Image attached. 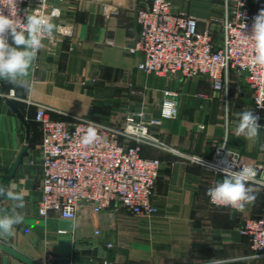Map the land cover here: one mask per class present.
Masks as SVG:
<instances>
[{"label": "crops", "instance_id": "1", "mask_svg": "<svg viewBox=\"0 0 264 264\" xmlns=\"http://www.w3.org/2000/svg\"><path fill=\"white\" fill-rule=\"evenodd\" d=\"M140 1L62 0L60 20L73 24V34L44 41L46 47L30 69L31 89L0 80V91L30 124L28 149L6 184L24 195V207L18 209L24 222L16 226L14 235L0 241L39 262L96 246L98 256L87 257L96 264H264V256L256 254L241 231L246 218L264 215V186H251L257 198L243 211L217 207L210 204L206 191L222 175L185 157L211 156L217 145L224 144L225 120L234 128L238 112L252 111L245 102L249 98L252 103L244 75L229 71L228 97L230 91L238 94V89L242 97L241 104H229L213 94L209 80L158 76L138 69L143 54L130 53L126 46L139 31L135 12ZM105 5L116 12L104 14ZM173 7L207 18L220 9V0H173ZM204 26L198 22V29ZM219 39L214 36L216 43ZM164 89L178 92V115L150 127L152 139L140 149L141 156L160 160L153 194L156 212L136 216L111 204L94 218L100 228L97 235L84 212L75 221L54 211L39 216L42 169L37 144L42 133L34 118L36 110L43 107L52 119L85 117L118 126L128 112L159 116ZM258 123L262 127L255 141L237 137L230 129L226 147L245 162L264 166V112ZM24 143L25 127L0 93V182ZM13 203L0 197V208L11 209ZM0 264L24 263L0 250Z\"/></svg>", "mask_w": 264, "mask_h": 264}, {"label": "built area", "instance_id": "2", "mask_svg": "<svg viewBox=\"0 0 264 264\" xmlns=\"http://www.w3.org/2000/svg\"><path fill=\"white\" fill-rule=\"evenodd\" d=\"M61 1L0 0V12L11 17V10H16L15 18L26 22V12L40 9L50 14L58 9L60 14L53 22L66 32L56 31L48 40L53 41L55 37H69L74 31L73 24L60 20ZM261 10H264V0H220L218 11L199 18L175 10L173 0H141L135 12L139 31L126 49L143 54L137 68L146 73L182 78L206 76L213 94L225 103L229 102V71L243 74L252 111L260 117L264 112V66L251 64L254 41L250 36L253 18ZM103 12L115 13L116 8L105 5ZM200 21L205 24L201 30L198 29ZM217 34L220 39L216 43ZM178 95L170 89L162 90L159 116L146 117L143 111L128 112L120 126L85 117L52 119L43 107L38 108L35 120L42 133L37 144L42 173L37 214L45 217L54 211L62 218L75 221L84 212L93 223L95 216L111 204H118L136 216L156 212L153 194L160 160L141 156V143L152 139L150 127L178 115ZM90 125L96 128L97 139L85 145L82 138ZM223 146L217 145L209 157L196 154H185V157L221 175L220 170L229 160H235L238 166H252L257 176L248 186H264V166L249 164L239 153ZM93 225L94 234H99V226ZM241 231L248 235L256 254L264 256V215L246 218Z\"/></svg>", "mask_w": 264, "mask_h": 264}, {"label": "clouds", "instance_id": "3", "mask_svg": "<svg viewBox=\"0 0 264 264\" xmlns=\"http://www.w3.org/2000/svg\"><path fill=\"white\" fill-rule=\"evenodd\" d=\"M59 10L54 9L50 14H44L40 9L31 13L26 12V22L16 17V10H11V17L0 12V80L12 85L30 90L28 80L30 69L33 68L38 54L46 47L44 41L53 38L58 29L53 18L59 16ZM254 41V56L251 64L264 66V10L253 18L252 35ZM9 39L11 43H9ZM230 109L225 106V111ZM238 121L234 128L225 120L224 146L227 145L229 131L237 137L243 136L246 140L255 141L260 134V117L254 111L244 110L237 113ZM129 132L133 131L128 129ZM97 139V130L94 126L87 128L82 138L85 145L92 144ZM264 151V145H261ZM231 157V153L227 152ZM220 172L223 179L209 187L206 195L210 202L217 207H230L237 211L245 210L246 206L255 202L257 196L249 183L257 176L256 168L252 166H238L235 160H229L228 164ZM0 197L14 201L11 209L0 208V237L14 235L16 226L24 222V216L18 211L24 207V195L0 185Z\"/></svg>", "mask_w": 264, "mask_h": 264}, {"label": "water", "instance_id": "4", "mask_svg": "<svg viewBox=\"0 0 264 264\" xmlns=\"http://www.w3.org/2000/svg\"><path fill=\"white\" fill-rule=\"evenodd\" d=\"M0 93L3 95L5 102L10 107L11 111L17 116V118L23 123L25 127V143L20 148L18 154L15 159L9 165L4 177L2 178L0 185L6 186L12 177L17 165L22 159L23 155L26 153L28 149V144L30 141V124L28 120L25 118L24 114L17 107L16 103L2 91ZM0 250L4 253L16 258L17 260L23 262L24 264H45L35 260L34 258L24 254L23 252L17 250L12 245L8 243H4L0 241ZM90 256L92 258H96L98 256L97 247H79L73 250L71 256H57L49 261L48 264H96L94 262H89L87 257Z\"/></svg>", "mask_w": 264, "mask_h": 264}, {"label": "rangeland", "instance_id": "5", "mask_svg": "<svg viewBox=\"0 0 264 264\" xmlns=\"http://www.w3.org/2000/svg\"><path fill=\"white\" fill-rule=\"evenodd\" d=\"M211 2H214L215 0H210ZM192 78H203V79H205L206 81L208 80L207 78H206V76H194V77H191V78H187V79H192ZM208 82V81H207ZM241 83H242V80H241ZM241 86H244V82L241 84ZM233 87H235V85L233 86ZM240 93V89H238V94H236L235 93V91L234 92H232L231 93V91H230V93H229V97H228V100H229V104H232V103H238V104H241L242 102L240 101L241 100V94H239ZM222 102H223V100H222ZM247 104H248V107L251 109V105H250V103L251 102H249V98L247 99V101H245ZM122 124V123H121ZM120 124V125H121ZM120 125H118V126H120ZM145 142H143V143H141V146L144 144ZM33 148H36L35 146H32V149ZM49 261H50V259L49 260H45L44 262H42V263H45V264H48L49 263Z\"/></svg>", "mask_w": 264, "mask_h": 264}, {"label": "trees", "instance_id": "6", "mask_svg": "<svg viewBox=\"0 0 264 264\" xmlns=\"http://www.w3.org/2000/svg\"><path fill=\"white\" fill-rule=\"evenodd\" d=\"M35 118V117H34Z\"/></svg>", "mask_w": 264, "mask_h": 264}]
</instances>
